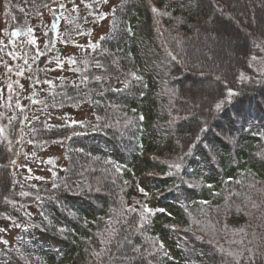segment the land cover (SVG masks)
<instances>
[{
  "label": "trees",
  "instance_id": "trees-1",
  "mask_svg": "<svg viewBox=\"0 0 264 264\" xmlns=\"http://www.w3.org/2000/svg\"><path fill=\"white\" fill-rule=\"evenodd\" d=\"M0 5L18 32L50 17L0 85V264H264V0ZM230 22L229 66L203 44Z\"/></svg>",
  "mask_w": 264,
  "mask_h": 264
},
{
  "label": "rangeland",
  "instance_id": "rangeland-1",
  "mask_svg": "<svg viewBox=\"0 0 264 264\" xmlns=\"http://www.w3.org/2000/svg\"><path fill=\"white\" fill-rule=\"evenodd\" d=\"M67 0H64L66 2ZM58 2H55L53 6H56ZM35 28L29 31H14L10 25V18L9 13L6 8L0 5V85L3 89L6 90L7 94L12 92L10 99L16 100L17 94L20 92L21 84H26L27 80L25 79V72H24V65L26 63V51L29 44L36 41L40 46L44 41V35L47 29L50 26V17L48 13L44 14L42 18L38 21L34 22ZM105 25L102 24L100 28L97 29L94 38L97 39L101 32L105 31ZM226 29L224 31H217L215 32L213 28L209 30L207 33L206 42L203 44L205 45L207 42L216 49L217 48V56L218 59L225 64L233 63L232 59H235V63L240 61L241 54L236 49V44L239 41V38L244 36V41H247L246 36L240 31L239 27L234 22H230V24H226ZM236 27V31L232 30V26ZM243 25L249 27L250 29L251 24L243 23ZM214 26V23L211 24ZM16 33V35H13ZM35 36H37L35 38ZM2 37H6L9 40V46L11 49V57L9 59V63L5 62V57L2 54L1 50V41ZM242 39V38H241ZM242 39V40H243ZM208 46V45H207ZM202 48H205L202 46ZM238 60V61H237ZM238 64V63H237ZM194 87H200L203 89H208L211 87L210 82H200V83H193ZM12 90V91H11ZM191 95L192 99L196 102L198 100H202L204 98V93L200 92L197 93L194 88L191 87ZM0 135L3 136L4 132L2 129V123L0 122ZM62 150L60 147H56L51 149L49 152L42 154L39 159H31L29 161V168L35 174H43L45 167L43 161L47 156L50 155H61Z\"/></svg>",
  "mask_w": 264,
  "mask_h": 264
},
{
  "label": "bare ground",
  "instance_id": "bare-ground-1",
  "mask_svg": "<svg viewBox=\"0 0 264 264\" xmlns=\"http://www.w3.org/2000/svg\"><path fill=\"white\" fill-rule=\"evenodd\" d=\"M197 91L205 92L207 94L208 99H212L218 93V90L210 91L202 88H198Z\"/></svg>",
  "mask_w": 264,
  "mask_h": 264
},
{
  "label": "snow or ice",
  "instance_id": "snow-or-ice-1",
  "mask_svg": "<svg viewBox=\"0 0 264 264\" xmlns=\"http://www.w3.org/2000/svg\"><path fill=\"white\" fill-rule=\"evenodd\" d=\"M13 35H16V33H13Z\"/></svg>",
  "mask_w": 264,
  "mask_h": 264
}]
</instances>
